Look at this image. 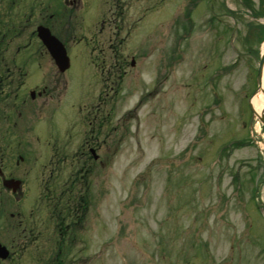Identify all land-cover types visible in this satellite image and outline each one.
<instances>
[{"label":"rangeland","instance_id":"1","mask_svg":"<svg viewBox=\"0 0 264 264\" xmlns=\"http://www.w3.org/2000/svg\"><path fill=\"white\" fill-rule=\"evenodd\" d=\"M247 1L0 0V156L23 179H0V264H264V0Z\"/></svg>","mask_w":264,"mask_h":264},{"label":"flooded vegetation","instance_id":"2","mask_svg":"<svg viewBox=\"0 0 264 264\" xmlns=\"http://www.w3.org/2000/svg\"><path fill=\"white\" fill-rule=\"evenodd\" d=\"M116 2H117V4H115V2H114V8H119L120 9V6H121V8H125V5H126V3L124 4V0H115ZM128 0H126V2H127ZM121 3H123V5H121ZM0 166H1V168H2V173H1V175H0V178H1V180H2V182H3V185L4 186H9V187H13L12 189H13V191H15V193H17V191H16V189H15V186H18V187H20V184L19 183H17L16 182V180H18L19 179V177L18 176H16V173L14 172V171H11V170H9V168H8V166H7V164H6V159H5V157H0ZM81 198V201H82V197H80ZM71 199V197L69 198V199H67V202L69 201ZM78 198H76L75 199V201L77 200ZM52 201H53V199H51ZM77 202V201H76ZM77 204V203H76ZM76 204L74 205V206H71L70 207V209H73L75 206H76ZM55 206V205H54ZM55 211L58 209V207H56L55 206ZM54 209V208H53ZM68 210V209H67ZM81 210V209H80ZM54 210H53V214H52V217L53 218H56V216H57V214H56V212H55ZM62 214H66V212H64L63 211V213H61V215ZM68 214H70V212L68 211ZM59 216V218L60 219H62V220H65V218H62V216ZM69 218V217H68ZM81 219V218H80ZM24 221V220H23ZM23 221L22 220H20V223H21V225H23ZM78 221V217H77V214H76V220H75V222H77ZM78 223H80V221L78 222ZM67 230V227H65V231ZM36 233H38V234H40V232H39V230L37 231V232H34V233H32V235H33V239L35 238V234ZM62 240H63V236H62ZM31 243H33V240H31ZM16 252V251H15ZM13 252H11L10 254H9V257L10 258H12V256H14V254H12Z\"/></svg>","mask_w":264,"mask_h":264},{"label":"water","instance_id":"3","mask_svg":"<svg viewBox=\"0 0 264 264\" xmlns=\"http://www.w3.org/2000/svg\"><path fill=\"white\" fill-rule=\"evenodd\" d=\"M40 33L42 40L44 41L45 44L48 45V48L50 49L52 55L55 57L59 68L61 69V71H64L68 67V59L66 58L63 47L54 37H51L47 31L41 30ZM263 66H264V52L262 53L261 62H260L261 73ZM260 82L261 80L259 76V83Z\"/></svg>","mask_w":264,"mask_h":264},{"label":"bare ground","instance_id":"4","mask_svg":"<svg viewBox=\"0 0 264 264\" xmlns=\"http://www.w3.org/2000/svg\"><path fill=\"white\" fill-rule=\"evenodd\" d=\"M264 47V46H263ZM264 82V81H263ZM254 101H255V104H257L258 103V109H257V112L260 114H263L262 113V108H261V106H262V104H264V98H262V95L259 97V98H257V99H254ZM259 103H260V105L261 106H259Z\"/></svg>","mask_w":264,"mask_h":264}]
</instances>
